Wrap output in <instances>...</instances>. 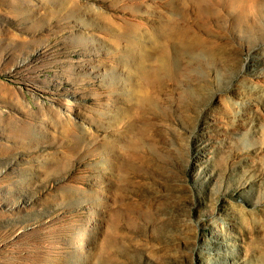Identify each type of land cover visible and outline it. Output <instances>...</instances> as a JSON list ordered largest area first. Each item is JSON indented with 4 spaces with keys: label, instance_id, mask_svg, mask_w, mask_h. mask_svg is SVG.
I'll return each mask as SVG.
<instances>
[{
    "label": "rangeland",
    "instance_id": "1",
    "mask_svg": "<svg viewBox=\"0 0 264 264\" xmlns=\"http://www.w3.org/2000/svg\"><path fill=\"white\" fill-rule=\"evenodd\" d=\"M0 264H264V0H0Z\"/></svg>",
    "mask_w": 264,
    "mask_h": 264
}]
</instances>
